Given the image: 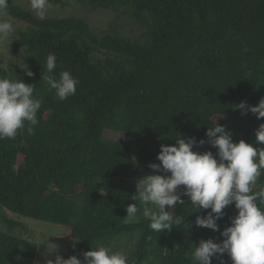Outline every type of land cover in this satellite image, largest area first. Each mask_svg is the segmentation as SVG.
Wrapping results in <instances>:
<instances>
[{"label":"trees","instance_id":"16d2710c","mask_svg":"<svg viewBox=\"0 0 264 264\" xmlns=\"http://www.w3.org/2000/svg\"><path fill=\"white\" fill-rule=\"evenodd\" d=\"M85 1L92 9H121L143 29L140 39L97 35L81 19L41 20L9 4V17L28 28L10 45L20 63L0 66V77L35 84L42 106L31 134L26 126L14 139H0V210L64 228L79 240L71 251L81 260L99 243L136 234L130 264H193L201 239H223L234 204L217 221L219 231L197 227L196 217L210 209L196 211L184 196L173 210L183 220L162 233L143 216L128 222L125 209L135 203L136 181L153 174L148 165L159 163L161 144H175L178 134L207 140V127L218 123L234 142L255 144L264 118L234 106L264 98V0ZM49 2L64 7L72 0ZM49 53L57 58L52 74L44 69ZM65 70L79 84L60 101L43 77ZM105 131L121 136L104 139ZM135 136L154 148H134ZM194 150L216 152L207 143ZM0 221L9 230L19 226L4 215ZM36 250L33 242L0 232V264H33ZM223 260L232 264L226 254Z\"/></svg>","mask_w":264,"mask_h":264},{"label":"clouds","instance_id":"9594fccd","mask_svg":"<svg viewBox=\"0 0 264 264\" xmlns=\"http://www.w3.org/2000/svg\"><path fill=\"white\" fill-rule=\"evenodd\" d=\"M29 3L39 19L48 16L49 0H29ZM8 7L9 0H0V43L8 40L17 27L9 18ZM19 67L27 76H33L25 63ZM56 67L57 58L49 53L44 69L52 74ZM43 79L60 101L75 95L79 84L68 70L60 72L58 78L47 75ZM34 91L35 84L0 77V139H14L26 126L29 134L34 131L42 106V98L34 95ZM234 108L241 110L242 115L251 112L258 120L264 118V98L256 106L241 101ZM206 137L207 140L197 141L178 134L175 144H161L156 157L159 163H150L148 167L153 174L136 181V194L131 197L135 203L126 206L125 218L137 222L143 216L154 232L170 231L183 220L173 210L185 204L181 199L184 196L196 211L210 209L196 217L195 225L219 231L217 221L224 216V209L234 204L237 213L229 218L230 226L220 231L223 239L219 242L201 239L191 253L193 264H212L213 258L224 264L225 254L232 264H264V183L259 182L264 170V148L256 146L264 144V123L255 131V144L243 139L234 142L230 131L218 123L207 127ZM205 143L216 152L194 150L197 144ZM180 186L183 192L178 191ZM54 250L55 246L49 251ZM82 255L83 260L76 255L67 259L56 255L54 260L47 259L46 264H130L127 255L104 245L91 247Z\"/></svg>","mask_w":264,"mask_h":264},{"label":"rangeland","instance_id":"374dc122","mask_svg":"<svg viewBox=\"0 0 264 264\" xmlns=\"http://www.w3.org/2000/svg\"><path fill=\"white\" fill-rule=\"evenodd\" d=\"M9 4L16 5L37 17L30 8L29 0H9ZM50 4L51 7L46 18H78L83 20L89 26L91 31L97 35L117 33L124 38L137 40L140 39L143 32V29L140 28L132 18L124 14L121 9H92L88 6L85 0H72L70 5L64 7L52 3ZM9 18L17 27L15 33L10 36L8 40L0 43V66L5 69H9L10 67L16 66L20 63V55L11 52L10 45L15 40L17 32L28 28L26 23L17 21L11 17ZM120 136V133L112 131H105L103 134L104 139L112 140H116ZM141 141L142 140L138 141L136 136L133 137L134 148L140 146L147 147L148 149L154 148L153 143ZM150 207L155 208V206L152 205H150ZM1 215H4L9 220L19 223V226L9 230L7 226L0 221V232L28 240L37 246L33 264H46L47 259L54 260L56 255H60L65 259L74 255L71 248H73L77 242L68 237L64 228L51 223L21 217L5 209L2 211L0 210V216ZM137 240L138 237L136 234L122 235L107 244L99 243L97 246H109L114 251H120L128 256L132 250L135 249ZM54 246L55 250L50 252L49 250H51Z\"/></svg>","mask_w":264,"mask_h":264}]
</instances>
